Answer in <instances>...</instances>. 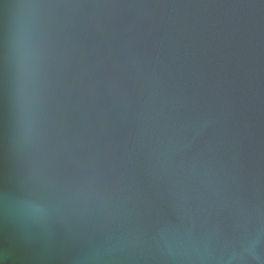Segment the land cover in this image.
Here are the masks:
<instances>
[{
    "label": "water",
    "instance_id": "1",
    "mask_svg": "<svg viewBox=\"0 0 264 264\" xmlns=\"http://www.w3.org/2000/svg\"><path fill=\"white\" fill-rule=\"evenodd\" d=\"M4 264H264V0H0Z\"/></svg>",
    "mask_w": 264,
    "mask_h": 264
},
{
    "label": "clouds",
    "instance_id": "2",
    "mask_svg": "<svg viewBox=\"0 0 264 264\" xmlns=\"http://www.w3.org/2000/svg\"><path fill=\"white\" fill-rule=\"evenodd\" d=\"M0 264H4V261L3 260H0Z\"/></svg>",
    "mask_w": 264,
    "mask_h": 264
}]
</instances>
